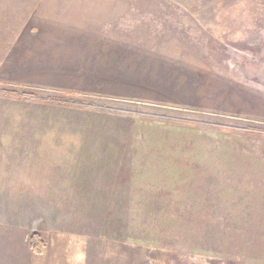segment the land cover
Segmentation results:
<instances>
[{"label":"rangeland","instance_id":"obj_1","mask_svg":"<svg viewBox=\"0 0 264 264\" xmlns=\"http://www.w3.org/2000/svg\"><path fill=\"white\" fill-rule=\"evenodd\" d=\"M0 264H264V0H0Z\"/></svg>","mask_w":264,"mask_h":264},{"label":"trees","instance_id":"obj_2","mask_svg":"<svg viewBox=\"0 0 264 264\" xmlns=\"http://www.w3.org/2000/svg\"><path fill=\"white\" fill-rule=\"evenodd\" d=\"M30 239L32 240L31 241V244H32L31 246L34 247V250L38 249L40 247V245H39V242L37 240H35L36 238L35 237H31V238H29V240Z\"/></svg>","mask_w":264,"mask_h":264}]
</instances>
